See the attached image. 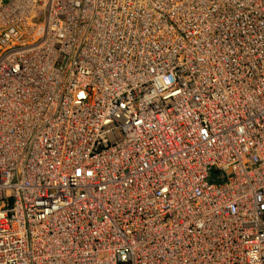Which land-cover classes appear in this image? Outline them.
Wrapping results in <instances>:
<instances>
[{"label":"built area","instance_id":"2783aa9c","mask_svg":"<svg viewBox=\"0 0 264 264\" xmlns=\"http://www.w3.org/2000/svg\"><path fill=\"white\" fill-rule=\"evenodd\" d=\"M0 162V264H264V0H0Z\"/></svg>","mask_w":264,"mask_h":264},{"label":"bare ground","instance_id":"6f19581e","mask_svg":"<svg viewBox=\"0 0 264 264\" xmlns=\"http://www.w3.org/2000/svg\"><path fill=\"white\" fill-rule=\"evenodd\" d=\"M107 87H110V86H107ZM116 88L118 90H121V89H125L126 87H125L124 84H121V85L117 86ZM116 88H115V86H112L110 88V90L116 91ZM22 102H24V99L22 100ZM111 121L113 122V126L112 127H114L116 130L123 129L125 127H126V130L128 129V123H127V121H126V119H125L124 116L123 117L122 116H118V117H116L115 119H113ZM102 126L103 127H107V126L109 127V124H103ZM120 141L123 142V143H125L126 142V139H122ZM5 151L8 152V153H10V149H6ZM183 164H185V163H183ZM6 169H7V166L5 167V165L2 162H0V170L3 171V172H5ZM29 169H30V171H36V170H38V169H35L33 167V165H31L29 167ZM47 174L48 173H42V174H40L41 176H43L42 177L43 178V181L46 182V183L48 182V176H47ZM23 189L26 191V194H29V193H31L33 191V189H32V187H31L30 184L23 185ZM7 193H12V190H8ZM49 196H50V198H47L48 196H45V202H46L47 206H50L51 205L53 193L52 192H49ZM3 231H6V230H3ZM32 238H33V236H31V235L25 237V239H28V241L31 240ZM33 252L34 251H28L29 254H32Z\"/></svg>","mask_w":264,"mask_h":264},{"label":"rangeland","instance_id":"374dc122","mask_svg":"<svg viewBox=\"0 0 264 264\" xmlns=\"http://www.w3.org/2000/svg\"><path fill=\"white\" fill-rule=\"evenodd\" d=\"M140 10L145 8V5L144 4H138ZM137 5H130L131 8H134V7H138ZM126 8L128 11H129V14L125 15V16H119L121 18H113L112 20H110V24L111 25H115L116 27H127L129 26V22L131 20V13H130V9L128 8V4H123V5H120L118 6V8ZM120 10V9H119ZM135 13V12H134Z\"/></svg>","mask_w":264,"mask_h":264}]
</instances>
